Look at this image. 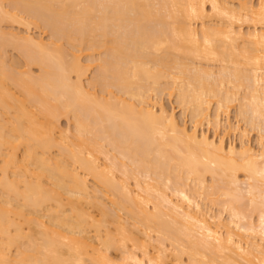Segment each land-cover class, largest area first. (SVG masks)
Wrapping results in <instances>:
<instances>
[{"label":"bare ground","instance_id":"bare-ground-1","mask_svg":"<svg viewBox=\"0 0 264 264\" xmlns=\"http://www.w3.org/2000/svg\"><path fill=\"white\" fill-rule=\"evenodd\" d=\"M0 264H264V0H0Z\"/></svg>","mask_w":264,"mask_h":264},{"label":"rangeland","instance_id":"rangeland-1","mask_svg":"<svg viewBox=\"0 0 264 264\" xmlns=\"http://www.w3.org/2000/svg\"><path fill=\"white\" fill-rule=\"evenodd\" d=\"M235 1H237V3L240 1V0H235ZM210 3L208 2V4H207V7H209L210 8V5H209ZM210 10H211V8H210ZM210 12H212V11H210ZM241 22V21H240ZM246 23V21L244 22V25H242L243 24V21H242V23H239L238 22V24H241L242 26V30H244L245 29V31H246V29H249V26H247L248 24H249V22L247 21V23ZM1 25H2V27L5 29V30H14V31H20V32H25V30H26V27H25V24H23V23H19V22H13V21H3L2 23H1ZM238 26V25H237ZM31 27H32V30H31V32H33V33H35V34H38L41 30L43 31V36L45 37V40H48L49 39V36H50V31L49 30H47V29H43V28H39V27H37L35 24H31ZM100 49L99 50H95L94 52L93 51H91V50H88V49H84V51L83 52H81V53H83L82 54V56L84 57L83 58V62L86 60L85 58L87 57L86 55L87 54H89V53H93L96 57L97 56H101L102 54H100ZM102 53V52H101ZM100 54V55H99ZM89 56V55H88ZM7 59H8V61L9 62H12V61H17V63H18V69L19 70H24V69H27V68H29L28 67V65L26 64V61H25V58H24V56L20 53V51L19 50H17V49H15V48H13V47H8V51H7ZM205 62V61H204ZM206 63V62H205ZM204 63V64H205ZM95 66V65H94ZM95 68V69H94ZM30 69L32 70V72L33 73H38L39 72V67L37 66V65H32L31 67H30ZM95 71H96V67H91L90 69H89V71H88V75H87V77H85V82L87 83L88 81H89V79L92 77V75H94L95 74ZM97 89H98V91H99V89L100 88H98V87H96ZM243 90V89H242ZM244 91V90H243ZM242 91V92H243ZM152 95H154V93H152ZM161 101H162V103L165 105V107L167 108V109H169L170 111H174L175 112V114H176V116L180 119L181 118V121H182V119H183V121H187L186 123H187V125L190 127L192 124V122L190 121L191 119H190V117H189V115L187 114H184L183 113V109H182V107H181V105L177 102V100H176V96L174 95V96H170L169 94H168V91L167 90H165L164 91V93L163 94H161ZM235 102V104H234V106L235 107H233V105H232V107H231V111H230V113H229V115H228V118H227V114H225V113H223V120H222V116H221V124L219 125V127H218V129H216L215 127V124H210V122H207V121H204L203 123V125L200 127L201 129H199V131L201 132V130L203 129V131H207V133L209 134V135H213L214 136V132L216 133L215 135L218 137V138H220L219 136H221V137H224V139H226L225 140V142H227L226 144H231V142H233L232 144H237L236 146L237 147H239L240 145H241V143H242V140L241 139H243V141H248L249 139V141L248 142H250L251 144H253V146H255L256 145V141H257V137H258V135H259V129H258V127H257V129L255 128V129H252V128H250V129H252V130H250L249 129V126H248V129L250 130V131H248L247 132V134L246 135H248V134H250V135H248L247 137H245V135L243 134L244 133V130L243 129H245L244 127H247V126H245L246 124L244 123V121H240L241 123H239L238 121H237V116L235 117V115H236V109H237V107H238V105L237 104H239V103H237V102H239V100L237 101H234ZM237 106V107H236ZM213 110H214V107H213ZM225 119V120H224ZM229 121H227V120ZM69 119L68 118H66V117H62V119H60V121H59V124H60V128H68V126H71L72 125V120H70V121H68ZM228 124H227V123ZM239 123V124H241L240 126L239 125H236V127H239V128H236L235 127V124H237V123ZM222 123H224V124H222ZM230 123V124H229ZM227 124V125H226ZM242 124H243V126H242ZM222 125V126H221ZM230 125V126H229ZM215 126V127H214ZM226 126H229V129H227V128H225ZM232 126H234L233 128H232ZM242 127V128H241ZM73 128V127H72ZM230 128H232V130H230ZM226 129H227V131H226ZM230 130V131H229ZM243 130V131H242ZM259 130V131H258ZM241 131H242V133H241ZM219 133V134H218ZM219 136H218V135ZM244 135V136H243ZM242 136V137H241ZM249 137V138H248ZM208 176V183H210L211 182V175H207ZM243 176V175H242ZM244 177V176H243ZM88 180H89V184H90V186L92 185V187L94 186V185H97V181L96 180H94L93 179V177L91 176V175H89L88 176ZM96 181V182H95ZM96 183V184H95ZM192 184V183H191ZM99 186V185H98ZM91 187V188H92ZM100 187V186H99ZM94 188V187H93ZM99 189V188H98ZM204 198H205V196H204ZM223 198V197H222ZM248 199V198H244L243 200H244V202L243 203H246L245 201ZM108 200V199H107ZM249 200V199H248ZM247 200V201H248ZM204 201H208L207 202V204L212 208V210H211V212L213 211L214 213V215L217 213H219L218 215H220L221 214V216H222V218L223 219H225V221H228V220H230L231 219V215H230V212L228 211H226V209H223L222 208V206H216V205H211V202H209L210 200H208L207 198H205V200H203V202ZM249 202V201H248ZM247 202V203H248ZM205 203V202H204ZM213 204V203H212ZM205 205H206V203H205ZM207 206V205H206ZM221 208V209H220ZM224 211H223V210ZM222 210V211H221ZM94 212H95V214H97V216H99L98 215V212H96L97 210H93ZM222 212V213H220V212ZM257 212H255V214H256ZM216 214V215H217ZM223 214V215H222ZM254 214V215H255ZM123 215H124V212H123ZM126 215V214H125ZM254 215H253V217H254ZM256 215H258V214H256ZM127 216V215H126ZM125 217V216H124ZM258 216H256V218H257ZM127 218V217H126ZM217 218V217H216ZM216 218H215V220H216ZM230 218V219H229ZM255 218V220H257ZM111 253H112V256L114 255V254H118L119 253V251L117 252V251H115V250H111ZM115 255L116 257L115 258H117L118 256H119V254L118 255ZM114 257V256H113ZM171 257V258H170ZM169 258L170 259H172V257L173 256H170ZM169 260V259H168Z\"/></svg>","mask_w":264,"mask_h":264}]
</instances>
